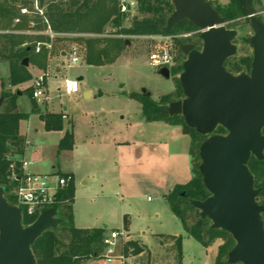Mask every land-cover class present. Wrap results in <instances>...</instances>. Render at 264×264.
Here are the masks:
<instances>
[{
	"label": "rangeland",
	"instance_id": "1",
	"mask_svg": "<svg viewBox=\"0 0 264 264\" xmlns=\"http://www.w3.org/2000/svg\"><path fill=\"white\" fill-rule=\"evenodd\" d=\"M211 1L214 6L229 2ZM255 8L258 15L264 17V0ZM136 16L142 17L137 9L129 12L124 25L130 26ZM246 21L245 17L239 19L241 24L235 27L240 30L236 40V59L253 56L246 40L247 35L252 34V28ZM124 37L128 39V45L112 64H87L82 49V60L77 64H71L69 58L59 51L49 57L46 69L54 76L50 82L52 99L48 103L36 102L43 111L47 104L49 112L61 113L67 108L64 122L69 130H74L75 148L72 153L57 155L59 135L38 134L36 143L30 146L33 152L27 158L30 162L27 170L43 174L53 170L75 174L77 190L73 214L76 227H104L107 232L122 229L124 215L128 213L131 232L126 230L127 237L145 247L142 256L134 254L131 248L127 253L128 264H176L174 245L168 242L161 244L155 238L156 235L165 237L170 234L183 238V264H208L211 251L189 234L167 199L176 185L186 184L193 178L191 136L182 133V125L148 121L143 114L142 102L130 96L132 93L144 94L145 89L152 99L159 100L161 96L177 90L180 73L166 77L160 68L150 65V54L158 44L149 36ZM62 41L64 43L59 49L65 50L78 43L73 39ZM195 44L201 47L199 40ZM179 50L176 43V65L187 58ZM28 67L31 80L12 87L8 60L0 56V98L4 91L20 89L18 110L24 112H31L33 108V99L25 89L31 88L33 78L45 70L34 63H29ZM81 76L79 93L58 91L66 77ZM86 90L92 91V96L85 95ZM114 137L130 143L112 145L105 141ZM36 146H44L43 152ZM192 215L190 222L193 223L197 214ZM63 238L67 240L64 234ZM87 264L105 263L90 261Z\"/></svg>",
	"mask_w": 264,
	"mask_h": 264
},
{
	"label": "trees",
	"instance_id": "2",
	"mask_svg": "<svg viewBox=\"0 0 264 264\" xmlns=\"http://www.w3.org/2000/svg\"><path fill=\"white\" fill-rule=\"evenodd\" d=\"M29 0H1L0 1V27L4 29H26L28 19L21 25L14 26V18L18 15L19 2L28 3ZM211 1V0H210ZM122 0H41L46 8L51 29L59 34L54 39L51 54L54 55L64 41L76 40L81 49L85 51V62L90 65L103 66L114 63L127 47V38L124 36H150L156 34H178L194 29H199L188 19H183L165 32L163 27L167 25L168 18L175 7L171 0H137V10L142 17L133 18L130 26L124 25L128 13L121 10ZM212 2V1H211ZM262 0H229L227 4H216L218 11L226 18L227 26L235 28L238 20L245 17L250 23L248 9L250 6L256 11L257 4ZM213 4V2H212ZM214 5V4H213ZM257 12V11H256ZM264 21V17L258 15ZM37 30H45L46 26L41 19L36 17ZM245 24V23H243ZM242 24V25H243ZM117 29V31H114ZM69 35V36H62ZM50 40L46 35H29L22 33H0V56L9 63L10 85L19 87L29 80L32 75L29 67L24 65V60L34 63L40 69H46L49 63V50L43 49L36 53L35 46L38 41ZM201 47V38L198 39ZM249 41L248 38H246ZM188 42L185 39H177L176 43ZM198 47V48H201ZM180 54H183L180 48ZM184 55V54H183ZM253 56H245L227 60V68L234 72L251 71ZM183 71V62L171 68V73L178 74ZM178 88L174 93L166 94L159 100H154L148 94L132 93L130 96L142 102L143 114L148 121H165L171 125H182L183 132L191 136L190 153L193 158V178L186 184H178L167 195L171 209L183 222L189 234L198 240L203 246H210L216 239L222 238L224 243L219 247L215 264L228 263V253L235 246L233 236L222 230L212 227L208 218H202L200 211L190 203V199L205 200L210 196L206 188L202 174L199 170L201 163L200 145L208 137L198 133L189 127L182 115L171 116L165 112L167 106L175 100L184 98L183 89L177 78ZM20 89H18L19 91ZM18 91H4L2 97L6 102L0 109V185L9 193L8 199L17 203L14 190L18 186L17 181L11 180L13 169L18 176L23 174V159H17L15 155L23 154L26 139L20 133L21 121L27 119L31 113L40 111L36 100L32 97L30 87L25 89L33 99L31 112L18 110ZM65 113L43 112L41 118L45 122L48 131L63 130ZM217 133H227L223 127H219ZM75 147V134L73 129L67 130L59 142L58 153L65 150H73ZM249 167L255 176V185L261 189L260 203L264 204V159L260 160L252 156ZM64 174V173H63ZM75 180L58 193V203L53 207L57 209L60 219L57 228L45 231L34 243L33 250L38 264H85L90 259L99 258L104 251V237L107 229L104 227L79 228L74 225L73 204L75 202ZM13 193V194H10ZM196 213V221L190 222L192 214ZM264 217V214H263ZM37 219L36 216L24 215V224L30 225ZM63 234L67 236L64 240ZM159 243H170L176 250V264L183 263V238L175 234L156 235ZM133 248L134 254L139 255L145 251L137 241L130 240L125 253Z\"/></svg>",
	"mask_w": 264,
	"mask_h": 264
},
{
	"label": "water",
	"instance_id": "3",
	"mask_svg": "<svg viewBox=\"0 0 264 264\" xmlns=\"http://www.w3.org/2000/svg\"><path fill=\"white\" fill-rule=\"evenodd\" d=\"M171 1L175 9L165 32L183 19L203 30L201 48L181 45L187 55L179 76L185 97L165 109L171 116L182 115L189 127L208 136L200 145L199 170L210 196L190 203L202 218L211 220L213 228L235 239L228 263L264 264V204L249 167L252 156L264 159V21L250 6L252 34L247 38L253 50L252 68L234 73L226 62L238 53L240 30L229 28L210 0ZM24 65H29L28 58ZM160 72L171 76L169 65ZM143 93L150 95L145 89ZM3 102L1 97L0 109ZM219 127L227 133H217ZM8 194L0 185V264H38L33 245L45 231L58 227L57 209H45L25 225L23 209Z\"/></svg>",
	"mask_w": 264,
	"mask_h": 264
},
{
	"label": "built area",
	"instance_id": "4",
	"mask_svg": "<svg viewBox=\"0 0 264 264\" xmlns=\"http://www.w3.org/2000/svg\"><path fill=\"white\" fill-rule=\"evenodd\" d=\"M1 1V0H0ZM137 0H122L121 10L124 13H129L137 9ZM19 9L18 15L14 18L13 25H21L24 20L28 19L26 30L20 29H2L0 33H27V34H44L50 40L36 42L35 52L40 53L43 49L49 50V57L52 56L51 51L54 45V39L59 35L55 33L50 26L46 8L41 4V0H29L28 3L17 4ZM36 17L41 19V22L46 26L45 30H37ZM1 23V18H0ZM117 31V29H114ZM203 30L194 29L178 34H156L149 37L156 41L157 48L154 49L149 57V63L152 67L162 69L166 65L172 68L175 65L176 55L175 46L177 39H185L188 42L196 43L200 38ZM69 36V35H62ZM181 43L179 46L181 48ZM196 46V44H195ZM62 55L67 56L71 64H77L82 60L81 47L78 44L72 45L69 50H60ZM54 76L50 70L45 69L40 74L36 75L31 84L32 97L38 103H48L52 97L50 95V82ZM60 89V90H59ZM58 90H63L68 94H77L80 92V82L78 78L66 77L61 87ZM65 116V115H64ZM66 117V116H65ZM30 162L23 161V174L18 176L13 169L11 180L17 181L19 184L14 190L17 197V203L23 209V215L36 216L50 207L58 203V193L68 187L74 181L72 173H36L26 171ZM104 251L99 258L90 259L87 262H104L106 264H128L125 247L130 241L127 237L126 229H113L106 233L104 237ZM120 249H122L120 251ZM86 262V263H87ZM85 263V264H86Z\"/></svg>",
	"mask_w": 264,
	"mask_h": 264
},
{
	"label": "crops",
	"instance_id": "5",
	"mask_svg": "<svg viewBox=\"0 0 264 264\" xmlns=\"http://www.w3.org/2000/svg\"><path fill=\"white\" fill-rule=\"evenodd\" d=\"M2 29H4V28H2ZM26 29H20V30H26ZM22 34H27V33H22ZM29 35H44V34H29ZM82 78L83 77L81 76L78 79L81 80ZM87 94L92 96V91H87L86 90L85 91V95H87ZM19 95H21V91H20ZM66 110H67V108L65 107V109L63 110L64 111L63 113H65ZM43 112H49L48 111V104L46 105V108H45L44 111L42 109H40V111L32 113L30 119L27 118V119H24V120L21 121L20 133L26 139V144H25L26 146H25V151H24V153L22 155L21 154L15 155V157L17 159L27 160L28 156L31 154L30 152H33L30 146L34 145L36 143L37 135L41 134L43 132L55 133V134L59 135L58 136V143H57V155H60L61 153H64V152L72 153L74 151V149H73V150H65V151H62L61 153H58L59 142L62 139V137L65 135L66 131L69 130V129L65 126L63 130H59V131H56V130L48 131V130H46L45 122L41 118V113H43ZM51 112L59 113L58 111H51ZM172 126H180V125H172ZM180 130L182 131L183 134H185L183 132L182 127H181ZM185 135H188V134H185ZM105 141H108L112 145L113 144L114 145H118V144H123V143H130V141H125V142L118 141L117 138H115V137L112 138V139L111 138L110 139H105ZM34 149H36V148H34ZM37 149L40 150L41 152H43L44 146L43 147H37ZM37 149H36V151L38 152ZM26 171H28V170L26 169ZM49 173H58V172L53 170L52 172H49ZM64 173H72L74 175L75 186H76V176H75V174L73 172H71V171H67V172H64ZM76 190H77V186H76ZM75 200H76V191H75ZM123 225H124L123 226L124 229H126L128 232H131V219H130L128 213L124 215V224ZM79 228H94V227H79ZM175 235H177V234H175ZM223 243H224V241L222 240V238H218L210 246H208V247L204 246L206 250L211 251V260H210V262L208 264H215L216 258H217V255H218V251H219V247ZM142 254H143V252L141 253L140 256H142ZM87 263H89V262H87Z\"/></svg>",
	"mask_w": 264,
	"mask_h": 264
}]
</instances>
